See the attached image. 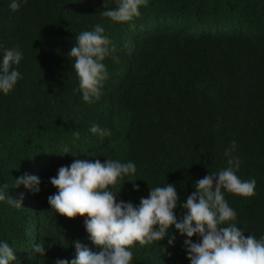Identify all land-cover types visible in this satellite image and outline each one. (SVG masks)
<instances>
[{"label":"trees","instance_id":"16d2710c","mask_svg":"<svg viewBox=\"0 0 264 264\" xmlns=\"http://www.w3.org/2000/svg\"><path fill=\"white\" fill-rule=\"evenodd\" d=\"M10 2L0 0V45L23 53L22 79L0 94V186L15 199L23 194L20 208L0 202V241L15 251L11 264L70 261L77 239L100 251L84 217L56 214L48 203L57 192L50 178L75 159L134 162L135 175L109 188L133 204L167 183L186 201L195 181L238 159V178L256 187L250 197L224 192L237 213L229 223L246 237L264 236V0H149L125 23L102 15L104 0H27L16 12ZM105 4L114 8L116 0ZM97 24L117 59L104 61L108 78L90 104L68 53L76 35ZM93 124L110 134L91 133ZM26 173L41 179L39 193L16 187ZM175 211L182 218L185 210L178 202ZM172 233L174 246L169 237L137 242L133 264H190L186 237L174 226Z\"/></svg>","mask_w":264,"mask_h":264},{"label":"clouds","instance_id":"9594fccd","mask_svg":"<svg viewBox=\"0 0 264 264\" xmlns=\"http://www.w3.org/2000/svg\"><path fill=\"white\" fill-rule=\"evenodd\" d=\"M27 0H11L9 7L16 12ZM149 0H116V7L107 9L104 0L102 15L114 22H130L141 15L140 9ZM76 43L68 53L75 58L73 70L78 77V91L86 103L100 99L104 82L108 78L106 58L117 59L116 46L104 34V28L97 24L90 31H82L75 37ZM23 59L19 48H5L0 45V94L8 95L22 79L18 66ZM93 134L109 135L106 130L93 124ZM78 135V133H77ZM65 153H70L65 149ZM72 154V153H71ZM73 156H76L72 154ZM240 167L238 159H229L228 167L218 173L195 181V191L186 201H180L174 184L150 189L148 196L141 197L139 204L118 200L117 193L109 190L119 179L135 175L134 162L119 160L75 159L70 165L61 166L50 183L57 192L48 197V203L56 214L75 218L84 217V226L89 239L100 251L94 252L78 239L73 241L75 258L58 259L55 264H133L131 248L137 242L140 246L159 242L169 237L168 245L174 246L175 235L186 237L183 246L190 264H264V236L257 239L247 237L235 223L237 213L229 206L224 192L250 197L254 195L255 179L241 181L237 176ZM132 181V180H128ZM16 187L23 185L37 194L41 191V179L25 174L16 179ZM139 191V185L133 184ZM20 199L9 195L0 186V202L20 208ZM178 202L185 211L182 218L176 214ZM228 224V226H223ZM171 229V235H167ZM196 236L197 241L191 238ZM37 254H45V246L34 244ZM14 249L7 241H0V264L16 261Z\"/></svg>","mask_w":264,"mask_h":264}]
</instances>
